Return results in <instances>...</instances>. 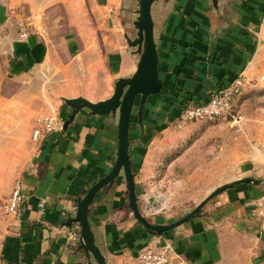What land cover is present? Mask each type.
Here are the masks:
<instances>
[{
    "label": "crops",
    "instance_id": "obj_1",
    "mask_svg": "<svg viewBox=\"0 0 264 264\" xmlns=\"http://www.w3.org/2000/svg\"><path fill=\"white\" fill-rule=\"evenodd\" d=\"M99 1L109 22L103 35L107 75L112 71L114 78L130 76L140 58L129 43L137 36L139 0ZM150 12L161 88L146 96L140 114V94L134 98L128 157L139 211L151 223H168L224 183L202 197L192 196L184 212L163 216L150 211L155 186L166 183L160 172L163 154L188 134V122L178 124L176 119L181 108L205 101L236 74L250 77L253 60L264 48V0H152ZM18 35L14 40L18 54L36 67L45 55L44 43L33 32L25 40ZM72 109L60 102L56 113L64 121ZM117 122V111L92 113L81 107L65 128L32 144L29 166L19 178L26 194L20 206L21 228L15 230L11 220H1L0 264H98L80 237L76 243L69 240L72 232L80 235V226L68 219L87 188L112 167ZM171 152L166 170L179 157ZM247 168L245 164L229 177L225 182L235 183L215 192L198 212L161 233L149 231L131 212L120 170L88 203V223L105 263L140 264L138 251L160 243L169 244L191 264H264V216L253 205L264 194V176L249 174ZM247 176L255 180H243ZM41 197L46 200L43 211L38 205Z\"/></svg>",
    "mask_w": 264,
    "mask_h": 264
},
{
    "label": "rangeland",
    "instance_id": "obj_2",
    "mask_svg": "<svg viewBox=\"0 0 264 264\" xmlns=\"http://www.w3.org/2000/svg\"><path fill=\"white\" fill-rule=\"evenodd\" d=\"M105 11L99 0H0V203L29 166L36 114L56 113L65 98L96 102L112 94L119 77L112 71L107 75ZM21 24L45 28L42 35L34 32L45 54L34 68L15 46ZM248 81L233 100L236 118L227 114L188 122V134L163 154L160 172L166 183L155 186L150 211L184 212L192 196L202 197L245 164L247 173L264 176V48ZM171 151L179 157L166 170Z\"/></svg>",
    "mask_w": 264,
    "mask_h": 264
},
{
    "label": "water",
    "instance_id": "obj_3",
    "mask_svg": "<svg viewBox=\"0 0 264 264\" xmlns=\"http://www.w3.org/2000/svg\"><path fill=\"white\" fill-rule=\"evenodd\" d=\"M152 0H139L138 16L136 20L137 36L129 40L130 45L136 46V51L140 52V58L136 70L126 77H119L115 80L112 94L103 100L93 102L85 97L65 98V102L70 104L73 109L63 123L61 129L65 128L67 123L72 120L74 113L81 107H87L92 113H109L118 112L117 122V154L116 159L109 171L92 183L86 192L78 199L75 215L68 221H77L80 226V240L88 254H91L98 264H106L105 260L96 246L93 233L90 229L87 211L88 203L98 188L109 183L118 174L120 170L124 172L128 205L133 215L141 221L144 226L151 232L161 233L170 229L188 217L192 216L202 205L217 191L232 185L235 181H229L217 185L204 198L201 199L190 211L176 220L168 223H151L139 211L136 194L134 189L133 175L128 157V127L132 105L136 94H140L139 112L143 106L146 96L150 93L157 92L161 88V81L157 72V51L152 31V17L150 4ZM243 180L254 181L253 177H244Z\"/></svg>",
    "mask_w": 264,
    "mask_h": 264
},
{
    "label": "built area",
    "instance_id": "obj_4",
    "mask_svg": "<svg viewBox=\"0 0 264 264\" xmlns=\"http://www.w3.org/2000/svg\"><path fill=\"white\" fill-rule=\"evenodd\" d=\"M107 9L113 19L117 17L112 6H108ZM28 28H31V30L29 31ZM30 32L42 35L45 32V28L41 25L34 29L27 27L26 24L20 25L19 37L21 40L27 39ZM248 82L244 74H236L219 89L214 90L205 101L200 103H186L176 118L178 124L231 114L234 98L241 93ZM231 115L233 118H236L234 114ZM62 122L63 120L57 113L47 114L44 112L36 114L30 132L33 143L38 144L48 135L58 133L61 129ZM25 198L26 194L21 189L20 181H17L13 185L9 195L0 203V217L11 220L15 230L21 228L20 206ZM45 204V198H39L38 205L42 211L45 208ZM253 205L255 212L258 215L264 216V194L255 198ZM78 239V233L72 232L69 234V240L71 242L76 243ZM137 260L140 264H191L185 256L174 251L169 244L160 243H151L142 247L138 251Z\"/></svg>",
    "mask_w": 264,
    "mask_h": 264
}]
</instances>
